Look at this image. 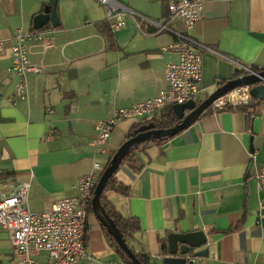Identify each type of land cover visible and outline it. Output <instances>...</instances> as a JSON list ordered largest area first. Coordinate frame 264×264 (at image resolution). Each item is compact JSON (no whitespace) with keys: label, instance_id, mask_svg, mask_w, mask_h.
Masks as SVG:
<instances>
[{"label":"crops","instance_id":"1","mask_svg":"<svg viewBox=\"0 0 264 264\" xmlns=\"http://www.w3.org/2000/svg\"><path fill=\"white\" fill-rule=\"evenodd\" d=\"M52 1L0 0V83H6L0 98V197L30 181L29 206L34 211L75 196L74 185L92 171L94 160L108 164L129 132L146 121H119L105 151L97 146L95 122L158 95L168 85L166 65L178 60L168 49L175 41L172 33L146 35L131 17L113 31L116 46L109 47L99 26L107 22L99 0H59V25L49 22L35 29L34 17ZM118 1L162 19L171 0ZM170 25L186 32L182 18ZM19 29L40 30L53 46L44 49L31 42L30 60L44 65V71L28 74L29 99L13 105L7 98L17 78L9 67ZM191 34L213 50L203 51L199 101L239 78L238 63L264 70V0L208 1ZM250 113L214 111L162 146L138 154V171L121 166L116 178L129 187V194L109 191L107 197L125 216L140 220L141 230L132 234L129 246L145 251L151 264H163L169 234L198 230L206 233L209 248L207 256H197L201 264H264V191L257 180L264 169V103ZM49 130L53 137H48ZM86 226V245L94 257L125 264L94 212L87 215ZM39 258L46 259L47 253ZM0 264H16L9 232L2 226Z\"/></svg>","mask_w":264,"mask_h":264},{"label":"built area","instance_id":"2","mask_svg":"<svg viewBox=\"0 0 264 264\" xmlns=\"http://www.w3.org/2000/svg\"><path fill=\"white\" fill-rule=\"evenodd\" d=\"M99 1L105 7L106 20L112 31L121 29L127 18L131 17L146 35L172 33L175 41L168 49L178 54V60L166 65L168 85L158 95L128 108L118 109L111 117L95 122L97 146L105 151L119 121L127 118L152 121L169 105L188 100L197 101L203 84V51L213 50L199 42L191 31L202 19L205 3L216 0H171L168 4L169 14L162 19L147 16L118 0ZM177 18L184 19L186 32L171 27L170 23ZM144 27H154L155 31L152 33ZM31 42H39L44 49L53 46L48 35L40 30L28 33L21 29L17 31L9 67V72L17 80L15 91L7 98L13 105L29 99L28 74H41L44 71V65L30 60ZM238 67L243 75L259 73L253 66L238 63ZM5 89L6 83H0V98L5 95ZM252 99L251 86H239L214 101L212 107L218 111L228 105L249 104ZM47 111L51 112L52 109L48 108ZM54 135L55 132L49 130L48 137ZM251 158L255 160L256 153H252ZM105 167L94 160L92 171L80 176L74 185L77 194L55 200L43 211H34L29 206L30 181L18 183L10 193L0 197V226L9 232L16 264H82L83 260L98 264H118L94 257L85 240L88 208ZM257 180L264 191V169L257 174ZM42 252L47 253L46 259L39 258ZM186 258L187 264H201L195 255H187Z\"/></svg>","mask_w":264,"mask_h":264},{"label":"water","instance_id":"3","mask_svg":"<svg viewBox=\"0 0 264 264\" xmlns=\"http://www.w3.org/2000/svg\"><path fill=\"white\" fill-rule=\"evenodd\" d=\"M58 2L59 0H53L51 5L46 6L42 13H39L34 17L35 29H42L48 25L49 22L54 27L59 25L60 21L57 11ZM151 30L155 31V28L153 27ZM263 81L264 71L259 72L258 75H242L241 77L231 79L220 86L218 89H216V91H214L199 104L195 100H188L185 103L174 104L173 109L181 119L179 123L173 127L163 130L156 129L155 124L152 121L145 123L135 131V135L133 137L125 141L115 151L98 180L92 198V208L100 224L104 226L108 233L114 237L116 241V251L123 259H125V264H142V262L135 255L131 247H129L123 237L122 232L103 207L101 203V196L104 192L108 179L119 169L121 163L128 155L131 148L152 138H161L163 136L173 137L197 121L204 111L212 106L214 101L226 95L236 87L249 85L251 86L252 98L259 97L264 99V86L256 85L257 83ZM188 110L190 112L186 114V111ZM168 243V255L163 257V264H187L186 256L191 253L193 249L197 248L201 249L194 253L195 256L203 257L207 256L209 253V248L207 245L208 237L202 230L191 231L187 233H171L168 235Z\"/></svg>","mask_w":264,"mask_h":264},{"label":"trees","instance_id":"4","mask_svg":"<svg viewBox=\"0 0 264 264\" xmlns=\"http://www.w3.org/2000/svg\"><path fill=\"white\" fill-rule=\"evenodd\" d=\"M169 1V0H168ZM169 4V3H168ZM168 4H167V9H168ZM102 33L106 36V39L109 43V47L113 48L116 46L115 43V38L113 35V31L110 29L109 24L107 22H101V24H99ZM257 72H261L264 71L263 69H258L253 67ZM242 74V71H238L237 73V77H240ZM224 84V83H223ZM262 84H264L263 82H259L256 85L257 86H261ZM197 103H201V101H197ZM264 103V99L262 98H253L252 101L249 104H241V105H228L227 107L220 109L218 111L222 112V111H230V110H237V111H245V112H251V113H257L258 111L261 110V106ZM260 107V108H259ZM215 110L213 109L212 106H210L206 111H204V113L201 115L200 118L205 117L207 115H209L210 113L214 112ZM190 111H186V114L189 113ZM250 113V114H251ZM199 118V119H200ZM181 121V119L178 117V115L176 114V112L173 109V105H169L168 107L165 108V110L158 116L154 117L152 122H154L155 124V128L156 129H168L170 127H173L174 125H176L177 123H179ZM151 121H147L144 123H140L138 125H136L127 135V138L125 141H127L128 139H130L131 137H133L135 135V131L137 129H139L143 124L145 123H149ZM170 138L169 136H163L161 138H152L149 140H146L144 142H142L141 144L135 145L134 147L131 148L130 152L128 153V155L124 158L123 162L121 163L119 169L108 179L106 187L104 189V192L101 196V203L103 205V207L105 208V210L107 211L108 215L114 220V222L116 223L117 227L120 229V231L123 234V237L125 239V241L127 242V244L129 245V241L132 238V234L134 232H137L139 230H141V223L140 220L137 217L134 216H125L123 213H121L118 208L110 201V199L107 197V192L109 191H114L116 193L122 194V195H128L129 194V187L124 186L122 183H120L118 181V179L116 178V175L118 173V171L120 170L121 166L123 165H129L131 166L133 169L135 170H139V167L134 166L135 164V159L136 156L138 154L144 153L148 147L152 146V145H158V146H162L166 141H168ZM115 153V151L112 153V155L110 156L108 163L110 161V159L112 158L113 154ZM4 174L0 173V178L3 176ZM93 212V208H92V202L90 203V206L88 208V213ZM102 229L104 230L105 236L107 238V241L109 242V244L111 245V247L116 249V241L114 239V237L108 233L107 229L102 226ZM232 228L229 229L226 232H231ZM86 234H85V240L88 241V228H86ZM130 247V246H129ZM133 250V252L135 253V255L139 258V260L142 262V264H151L150 263V256L145 252V251H136L133 248H131ZM125 261V259H123Z\"/></svg>","mask_w":264,"mask_h":264},{"label":"rangeland","instance_id":"5","mask_svg":"<svg viewBox=\"0 0 264 264\" xmlns=\"http://www.w3.org/2000/svg\"><path fill=\"white\" fill-rule=\"evenodd\" d=\"M197 101H199V98H197Z\"/></svg>","mask_w":264,"mask_h":264}]
</instances>
